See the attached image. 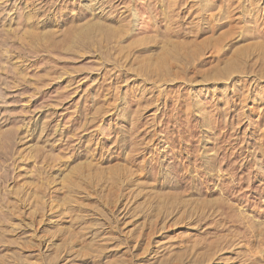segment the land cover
<instances>
[{"label":"rangeland","instance_id":"obj_1","mask_svg":"<svg viewBox=\"0 0 264 264\" xmlns=\"http://www.w3.org/2000/svg\"><path fill=\"white\" fill-rule=\"evenodd\" d=\"M0 264H264V0H0Z\"/></svg>","mask_w":264,"mask_h":264}]
</instances>
